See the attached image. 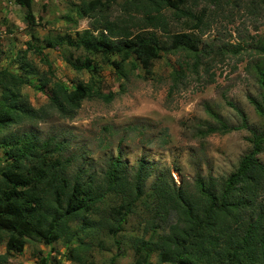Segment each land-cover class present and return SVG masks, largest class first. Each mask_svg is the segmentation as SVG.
<instances>
[{
	"label": "rangeland",
	"instance_id": "374dc122",
	"mask_svg": "<svg viewBox=\"0 0 264 264\" xmlns=\"http://www.w3.org/2000/svg\"><path fill=\"white\" fill-rule=\"evenodd\" d=\"M102 1L105 6L101 5L100 10L81 16L77 11L81 0H32L34 23L28 24L20 4L0 0V70L20 75L24 63H28L26 69H35L38 76H28L20 89L31 106L41 109L33 119L2 129L0 137L11 131L31 132L37 145L47 142L38 150L46 151V160L59 159L66 164L68 178L79 183L91 181L98 189L108 182L107 173L116 159L119 165L114 173L123 180L131 182L139 168L149 174L144 181L145 191L157 180L189 189L197 177L227 178L250 150L253 133L264 135V116L249 100H261L262 88L254 65L264 66V53L255 47L258 40H264V14H248L240 6L242 2L235 0H220L223 4L217 7L205 0H185V7L206 10L203 19L207 26L197 33L213 50L202 59L209 65L207 72L201 65L194 73L193 57L182 50L160 51L149 74L140 66L132 68V59L125 60L118 72L101 54H90L92 63L83 64L88 53L68 42L85 29L93 35L102 30L106 33L103 21L107 19L124 18L123 24L132 26L131 17L138 10L128 15L124 0ZM184 19H170V33L186 31ZM154 33L160 44H169L168 34L159 30ZM48 41L54 45L46 46ZM225 43L238 46L239 51L218 52ZM37 48L41 53L36 52ZM81 63L86 68L72 66ZM180 67L185 77L168 95L172 71ZM40 78L47 80L46 87L56 81L68 89L77 81L92 80L102 95L112 96L109 100L97 95L83 99L76 110L62 114L50 107L45 92L39 89ZM229 102L244 114L246 126L208 133L209 126H218L211 113L230 126L241 125L239 113ZM57 145L59 148H55ZM258 158L264 164V149ZM5 163L0 148V168ZM105 193L92 203L93 209L68 221L71 231L85 226L79 239L68 243L59 236L51 244H44L25 238L23 250L7 255L1 264H132L133 239L142 234L152 211H145L137 202L113 234L109 226L118 222L120 212L116 214L114 210L121 195ZM260 199L264 200V192ZM149 234L148 229L144 238ZM66 248L72 252L67 254ZM5 252V243L0 242V255ZM151 260H157L156 252Z\"/></svg>",
	"mask_w": 264,
	"mask_h": 264
},
{
	"label": "trees",
	"instance_id": "16d2710c",
	"mask_svg": "<svg viewBox=\"0 0 264 264\" xmlns=\"http://www.w3.org/2000/svg\"><path fill=\"white\" fill-rule=\"evenodd\" d=\"M205 1L216 7L223 4L220 0ZM235 1L242 2L240 6L248 14H264V0ZM15 2L24 8L26 22L33 24L32 0ZM185 3V0H124L123 6L128 15H132V10H138L135 13L140 14L138 17L135 13L132 15V26L123 24L124 18L118 21L107 19L103 21L106 33L102 30L93 35L85 29L78 31L68 42L88 53L83 58V64L84 61L92 63L90 54H101L103 60L109 61L118 72L125 60L132 59V68L140 66L149 74L160 51L175 53L177 50L193 57L194 73L197 74L201 65L207 72L209 65L202 59L213 50L211 45L201 41L197 33L207 26L203 19L206 10L196 11L185 7ZM101 5L105 6L102 0H81L77 11L81 16L91 15L100 10ZM166 11L171 14L167 15ZM182 18H185L182 23L187 30L170 33V19L179 21ZM155 30L168 34V45L160 44ZM53 45L52 41L46 42V46ZM255 47L264 53V40H258ZM218 48L221 53L239 51L238 46L233 47L229 43ZM36 52L41 53V48H37ZM82 63L72 66L86 68ZM24 64L20 67L23 71L20 75L7 69L0 70V131L33 119L41 110L31 106L21 92L20 88L27 83L28 76H38L35 69H26L28 63ZM254 67L262 94L261 100L253 97L249 100L264 116V66L256 63ZM172 74L173 83L168 88V95L178 88L179 79L185 77L181 67L173 69ZM39 83V89L45 92L50 107L62 114L76 110L83 99L97 95L109 100L112 96L102 95L92 80L77 81L69 89L56 81L46 87L47 80L43 78ZM228 104L239 113L241 125L230 126L211 113L218 126H209L208 133L246 126L244 114L232 103ZM34 137L31 132L19 134L13 131L0 137V148L6 161L0 168V242L5 243L6 249L0 255V264L6 261L7 255L23 250L25 238L44 244H51L59 236L68 243L79 239L85 226L71 231L68 221L93 209L92 203L103 198L108 191L121 195L114 210L116 214L120 212L118 222L109 226L113 234L117 233L121 221L133 211L137 202L142 203L145 211H152V216L142 227V234L133 239L135 258L132 264H264V200L260 199L264 192V164L258 158L264 149V135L258 137L253 133L250 150L225 179L209 177L202 180L197 177L189 189L157 180L148 191L144 189V181L149 174L141 168L131 182L116 176L117 159L112 161L113 168L107 173L108 182L99 189L91 181L79 183L72 180L66 176L64 162L56 158L50 162L46 160V151H38L47 142L37 145ZM148 229L150 234L145 239L143 234ZM71 252L68 248L67 254ZM155 252L157 260L153 261L151 257Z\"/></svg>",
	"mask_w": 264,
	"mask_h": 264
}]
</instances>
